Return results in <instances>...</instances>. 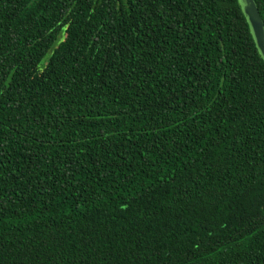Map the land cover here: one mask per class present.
<instances>
[{
    "label": "trees",
    "instance_id": "obj_1",
    "mask_svg": "<svg viewBox=\"0 0 264 264\" xmlns=\"http://www.w3.org/2000/svg\"><path fill=\"white\" fill-rule=\"evenodd\" d=\"M0 264H264L237 0H0Z\"/></svg>",
    "mask_w": 264,
    "mask_h": 264
},
{
    "label": "water",
    "instance_id": "obj_2",
    "mask_svg": "<svg viewBox=\"0 0 264 264\" xmlns=\"http://www.w3.org/2000/svg\"><path fill=\"white\" fill-rule=\"evenodd\" d=\"M238 3L256 42V48L258 46L261 54H264V23L255 0H238Z\"/></svg>",
    "mask_w": 264,
    "mask_h": 264
},
{
    "label": "rangeland",
    "instance_id": "obj_3",
    "mask_svg": "<svg viewBox=\"0 0 264 264\" xmlns=\"http://www.w3.org/2000/svg\"><path fill=\"white\" fill-rule=\"evenodd\" d=\"M237 1H238V0H237ZM238 4H239V3H238ZM250 33H251V31H250ZM251 36H252L253 42H254V44H255V46H256V42H255V40H254V38H253L252 33H251ZM257 48H258L257 51H258V53H259L261 59L264 61V54H261L260 49H259L258 46H257Z\"/></svg>",
    "mask_w": 264,
    "mask_h": 264
}]
</instances>
